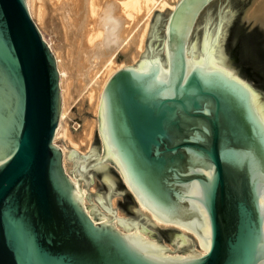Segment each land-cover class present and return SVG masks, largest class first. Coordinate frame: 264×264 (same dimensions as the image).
<instances>
[{
  "label": "water",
  "instance_id": "water-1",
  "mask_svg": "<svg viewBox=\"0 0 264 264\" xmlns=\"http://www.w3.org/2000/svg\"><path fill=\"white\" fill-rule=\"evenodd\" d=\"M253 4L180 0L156 18L143 61L108 80L97 148L70 158L72 182L53 142L56 60L26 0H0V264H264V64L245 31ZM74 185L88 186L101 214ZM138 205L195 233L205 254L180 230L147 224Z\"/></svg>",
  "mask_w": 264,
  "mask_h": 264
},
{
  "label": "bare ground",
  "instance_id": "bare-ground-1",
  "mask_svg": "<svg viewBox=\"0 0 264 264\" xmlns=\"http://www.w3.org/2000/svg\"><path fill=\"white\" fill-rule=\"evenodd\" d=\"M179 1L180 0H27V7L29 10V14L32 18L34 16L35 19H37L35 20L34 23H36L37 27L40 30L42 29L47 30L46 27L49 26L47 24L49 22L52 23V18L51 19L49 18L52 13L48 15V11H49L48 10L49 6L47 7L48 4L50 5V7L51 6L53 7V9H51L52 7L49 9H51L53 13H55V15L58 16L57 19L59 22L56 20L55 21L58 22V25L60 26L59 32H57V30L55 29L56 27H53L55 32L53 31L54 34L51 32V35L53 34L55 36V33L57 32L60 35V39H62L61 42L63 41L64 43L67 42L66 40H71L72 42L73 37H75L76 39L78 38L79 44L77 50L80 51V54L82 55V59H85L83 60V63H81L82 70L84 71L83 74L87 75L88 76L86 77L88 78L87 81L91 82V85L88 83L90 85L88 87L90 88H86V93H85L86 99L87 101H89V105H90L88 109L91 111V114L93 113V116L95 118L94 121L92 119L91 121H93V125L96 128L97 132L101 131L99 117H100V111L103 106L102 92L108 80L115 72H117L122 68H126V67H134L135 69L137 68V66L143 61L144 58L145 50L143 51V43H145L144 39L146 38L147 35L149 20L151 19L150 18L151 15H153V12H155V10L159 11V13L164 10L165 11L174 10ZM261 2H262V6L259 4L261 8H259L258 4H257L258 6L257 8L261 10L258 13L260 14V18H261L260 21L261 24H259V26L260 28L264 29V0H262ZM256 10L258 11V9ZM256 14L257 13H255V16ZM252 15L254 16V14ZM159 17L160 15L157 14L156 18ZM258 18L259 17H257L256 19ZM137 19L142 20L141 22H143L144 20V22L143 24L140 22V25L141 24L142 25L139 30L137 29L138 32L135 33V29H136L135 21ZM250 19H254V18L252 17ZM44 30L42 31V33L44 32ZM42 33L41 36L43 40L46 42L44 35ZM72 43H76V41L75 42L73 41ZM46 44L48 45L50 51L52 52L56 60V66L59 73V89L61 96L60 119L53 142L56 143V140L59 137H62L63 140L65 139L64 144L67 142L76 149L77 144L75 145L74 139H71V136L67 131L66 125L65 127L63 126L65 115L67 114V110L69 107L68 101L70 98L69 96L70 76L67 73V69H65V67L61 62V57H60L61 53H59L58 51H54V48H52V46L47 42ZM119 55H121L122 61H116L118 60ZM86 56H88L89 58L88 57L85 58ZM94 60H96L97 62L95 63ZM90 61H92V65L91 63H88ZM74 62L76 63V61ZM87 63L90 65H87ZM91 121L88 120L86 122L87 123L85 127L86 129L83 128L84 130H86L85 135L84 134L83 135L86 138L85 140L88 139L87 145H89V141H90L89 139L92 135L93 132L92 130L94 128L92 126ZM85 140L83 139V141ZM80 142H82V138ZM92 149H88L89 151L86 154H82L81 156L79 155L78 157H74L75 155L74 153L70 152V154H67L66 148L61 147L63 153V167L66 173H68V171L66 170V165L68 163L67 161L71 162L70 158L87 161ZM96 153L99 164L107 171L108 164L107 162L105 163V159L108 157L106 155V152L103 153L102 150V155H101L100 152H97L96 150ZM68 174L71 181L73 182L72 173H68ZM75 197L77 198L78 201L81 202V204L87 209V212L89 213V210L85 205L86 197L85 199L84 197H82V191L80 189V186H75ZM135 200L138 203L136 198ZM138 208L140 213L145 217L147 224L159 226V228L162 227V228H171V229L180 230L181 232L180 236L186 238H189L187 233H190L192 237H194V239L196 240L195 243L199 247L198 249L199 255L205 254V251L195 233L184 230L181 226L162 223L161 221L153 217L151 209L148 207L138 205ZM101 217L103 220H109L107 216L101 215ZM192 237H190V239Z\"/></svg>",
  "mask_w": 264,
  "mask_h": 264
},
{
  "label": "rangeland",
  "instance_id": "rangeland-1",
  "mask_svg": "<svg viewBox=\"0 0 264 264\" xmlns=\"http://www.w3.org/2000/svg\"><path fill=\"white\" fill-rule=\"evenodd\" d=\"M262 0H254V4H253V7L251 8V10H250V12L248 13V15H247V17L245 18V31H246V33L248 34V36H249V38L251 39V41H252V43H253V45H254V47H255V49H256V51H257V53H258V55H259V58H260V60H261V62H262V64H264V36H262L260 33H258L256 30V28H258L259 29V24H261V18H260V14H258L261 10L259 9V8H261L260 7V5L262 6V2H261ZM49 2V1H48ZM260 2V3H259ZM50 4V3H49ZM52 4V3H51ZM257 4L259 5V8H257L258 6H257ZM26 5H27V0H26ZM32 6V5H31ZM49 6V7H48ZM47 7H48V15H50L51 13V15H50V19L52 18V23H48L47 25H49V26H47L46 28H47V30L45 29H42V30H40L38 27H37V25H36V23H35V25H36V27L38 28V30H39V32L40 33H42V31L44 30V32L42 33L43 35H44V38H45V40H46V42L48 43V44H50L51 46H52V48H54V51H58L59 53H61L60 54V57H61V62H62V64H63V66L65 67V69H67V73L69 74V88H70V91H69V96H70V98H69V101H68V110H67V114L65 115V119H64V124H63V126L65 127V125H66V127H67V131H68V133H69V135L71 136V139H74V144L76 145L77 144V146H76V149H78V150H76L75 149V147H73L72 145H70L69 143H67V145H66V143L64 144V141H65V139L63 140L62 139V137H59L57 140H56V143H54V144H56V146L58 147V148H60L61 149V147H65L66 148V152H67V154H70V152H72V153H74L75 155H74V157H78L79 155L81 156L82 154H86L89 150L88 149H92V148H94L95 147V149L97 148V130H96V128L94 127V125H93V121H94V116H93V113L91 114V111L88 109L89 108V101H87V99H86V88H90V87H88V86H90L91 85V82H88L87 80H88V78H86V77H88L87 75H84L83 73H84V71L82 70V64L81 63H83V60H85V59H82V55L80 54V51L79 50H77V48H78V44H79V40H78V38L76 39L75 37H73L72 38V42L74 41H76V43H72L71 42V40H66L65 42L66 43H64L63 41V43L61 42V40L62 39H60V35L57 33V32H59L60 31V26L58 25V19H57V17L58 16H56L55 15V13H53V11L51 10V9H53V7L51 8L50 7V5H48L47 4ZM28 8V7H27ZM49 8H51V9H49ZM254 9H255V11H254ZM256 9H258V11L256 10ZM51 10V11H50ZM170 11H172V10H167V11H161V12H163V13H159V11H157V10H155V12H153V15H151V19L149 20V26H148V31H147V35H146V38L144 39V42L145 43H143V51L145 50V46H146V42H147V39H148V36H149V34H150V29H151V27L153 26L152 24H154V21H155V18H156V16H157V14L158 15H161L162 14V16L161 17H164V16H167L168 14H169V12ZM257 11V12H256ZM28 12H29V10H28ZM253 12H255V13H257L256 14V16H255V13H253ZM252 14H254V16L252 15ZM258 15V16H257ZM31 17V16H30ZM254 18V19H250V18ZM257 17H259L258 19H256ZM34 18V19H33ZM33 18L31 17V19H32V21L33 22H35V20H37V19H35V17L33 16ZM260 19V20H259ZM58 21V22H56V21ZM154 20V21H153ZM257 20V21H256ZM137 21H138V24H137ZM142 20H136L135 21V24H136V29H135V33L136 32H138V30L140 29V27H141V25L143 24V22H144V20H143V22H141ZM54 22H55V24H54ZM140 22L142 23L141 25H140ZM55 25V26H54ZM52 27V28H51ZM53 27H56L55 29L57 30V32L55 33V36L53 35L54 33H53V31L55 32V30H54V28ZM49 28H51V29H49ZM138 29V30H137ZM52 30V31H51ZM260 30V29H259ZM262 30V29H261ZM48 31H50V32H48ZM51 32L53 33L52 35H51ZM49 35H51V36H49ZM59 38H58V37ZM54 37V38H53ZM74 39H76V40H74ZM55 42H54V41ZM77 40H78V42H77ZM51 41H53V42H51ZM52 43V44H51ZM55 44V45H54ZM59 44V45H58ZM66 44V45H65ZM68 44V45H67ZM73 44H75V45H73ZM76 44H77V46H76ZM57 45V46H56ZM71 45V46H70ZM60 46V47H59ZM64 46V47H63ZM56 47V48H55ZM76 47V48H75ZM70 48H72V49H70ZM56 49V50H55ZM57 49H59V50H57ZM71 51V52H70ZM73 53V54H72ZM79 53V54H78ZM71 54V55H70ZM69 55V56H68ZM73 55V56H72ZM76 55H79V56H76ZM81 58V60H80V58ZM88 56H86L85 58H87ZM89 58V57H88ZM74 61H76V63L74 62ZM95 61V63L97 62L96 60H94ZM116 61H122V59H121V55H119V57H118V60H116ZM138 61V60H137ZM88 63H91V65H92V61H90V62H88ZM87 63V65H90V64H88ZM136 63V62H135ZM79 66H78V65ZM134 65V64H133ZM80 67H81V69H80ZM82 73H81V72ZM87 81V82H86ZM90 85H89V84ZM88 115H90V116H88ZM89 118V119H88ZM89 121H91V119L93 120V121H91L92 122V126L94 127L93 128V132H92V135H91V137H90V141H89V145H87V141H88V139L87 140H85L86 138L84 137V135H85V133H86V130H84V129H86L85 127H86V125H87V121L88 120ZM87 120V121H86ZM86 123V124H85ZM84 128V129H83ZM83 130H84V133H83ZM84 134V135H83ZM83 135V136H82ZM79 137H81L82 138V142H80L81 141V138H79ZM83 139L85 140V141H83ZM91 146V147H90ZM89 147V148H88ZM70 148V149H69ZM88 148V149H87ZM62 151V150H61ZM81 152V153H80ZM83 152V153H82ZM100 154H101V151H100ZM68 163H67V165H66V170L68 171V173H72V169H71V162H69V161H67ZM70 163V164H69ZM80 189H81V191H82V197H84V199H85V197H86V199H85V205H86V203H87V197L90 199V202H91V205H92V208H93V210H95L96 212H98V213H100V211H99V209H98V207H97V204H96V202H95V200H94V198H93V196H92V194H91V192H90V190H89V188H88V186L86 185V186H80ZM96 204V205H95ZM132 204V203H131ZM133 205V204H132ZM134 207V206H133ZM134 211H135V207H134ZM101 214V213H100ZM161 229H165V228H162L161 227ZM165 230H167V229H165ZM188 234V236H189V234L190 233H187ZM190 237H192V235L190 234V236H189V238ZM193 238L194 237H192L191 239L193 240ZM195 240V239H194ZM195 245H196V254H199V247H198V245L196 244V243H194Z\"/></svg>",
  "mask_w": 264,
  "mask_h": 264
}]
</instances>
